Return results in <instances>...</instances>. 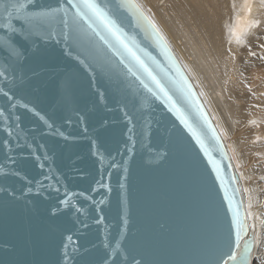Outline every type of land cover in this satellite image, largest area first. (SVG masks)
Instances as JSON below:
<instances>
[{
    "label": "water",
    "instance_id": "water-1",
    "mask_svg": "<svg viewBox=\"0 0 264 264\" xmlns=\"http://www.w3.org/2000/svg\"><path fill=\"white\" fill-rule=\"evenodd\" d=\"M95 3L147 71L70 0L28 6L60 9L50 34L0 26L16 49L0 40V264H234L230 245L251 264L239 176L189 75L136 0Z\"/></svg>",
    "mask_w": 264,
    "mask_h": 264
},
{
    "label": "bare ground",
    "instance_id": "bare-ground-1",
    "mask_svg": "<svg viewBox=\"0 0 264 264\" xmlns=\"http://www.w3.org/2000/svg\"><path fill=\"white\" fill-rule=\"evenodd\" d=\"M137 1L225 139L255 239L251 264H264V0Z\"/></svg>",
    "mask_w": 264,
    "mask_h": 264
},
{
    "label": "snow or ice",
    "instance_id": "snow-or-ice-1",
    "mask_svg": "<svg viewBox=\"0 0 264 264\" xmlns=\"http://www.w3.org/2000/svg\"><path fill=\"white\" fill-rule=\"evenodd\" d=\"M70 2L73 3V6L76 8L77 14L88 20L90 23L94 22L93 17L96 20H99L100 23L103 24V26L108 30V32L111 33L113 37H115L116 41H118L119 44L127 49V51L131 53V55H133L136 60L141 63L142 66H144L143 61H141L140 58L136 56L135 52L132 51V49L123 39L121 31L116 25V22L106 15V13L99 7V5L95 3V0H78V2H75V0H70ZM33 3L34 0H0V20H6V23H3L0 26L9 29L10 32H20L21 34H23L25 29L16 28L13 25V19L18 18L23 21L24 25L27 26L29 35L32 34L33 30H35L38 34H50L44 33L42 30L45 28V26L50 27L54 14L60 9H42L40 11H28V6L32 5ZM89 13H91V15H89ZM64 23L65 26H67V21H64ZM0 40H3L8 48L12 50L14 54H16L15 45L12 44L10 38L5 39L4 37H0ZM144 67L147 71V67ZM149 75H151V72H149ZM152 79L156 80L155 76H153ZM156 82L157 84H159V81ZM161 91H164V89L161 88ZM164 94L167 96V92H165ZM168 98L169 100H171V97ZM242 231L246 232V228L242 226L239 221H237V230L235 234V247L237 249L239 248V240ZM247 251V245L246 248L240 250L239 253L233 250L230 245L229 260L233 261L234 264H247ZM224 264H228V262L225 261Z\"/></svg>",
    "mask_w": 264,
    "mask_h": 264
},
{
    "label": "rangeland",
    "instance_id": "rangeland-1",
    "mask_svg": "<svg viewBox=\"0 0 264 264\" xmlns=\"http://www.w3.org/2000/svg\"><path fill=\"white\" fill-rule=\"evenodd\" d=\"M137 1V0H136ZM137 3L139 4V6L144 10V12L147 14V16L150 18V20L153 22V24L156 26V28L159 30V32L163 35V33L160 31V29L157 27V25L154 23V21L151 19V17L148 15V13L145 11V9L141 6V4L137 1ZM163 37L166 39V37L163 35ZM166 41H167V39H166ZM168 42V41H167ZM168 44L170 45V43L168 42ZM170 47L172 48V46L170 45ZM172 50H173V48H172ZM173 52L175 53V51L173 50ZM175 55L177 56V54L175 53ZM177 58H179L178 56H177ZM180 61V60H179ZM181 62V61H180ZM181 64H182V62H181ZM183 65V64H182ZM184 67V66H183ZM186 70V69H185ZM187 72V71H186ZM188 74V73H187ZM189 75V74H188ZM189 77L191 78V76L189 75ZM191 81L193 82V80H192V78H191ZM193 84L195 85V88L197 89V91H198V88H197V86H196V84H195V82H193ZM199 95H200V93H199ZM201 97V96H200ZM201 99L203 100V98L201 97ZM203 102H204V100H203ZM204 104H205V106H206V108H207V105H206V103L204 102ZM207 110H208V112H209V109L207 108ZM209 114H210V116H211V118H212V120H213V117H212V115H211V113L209 112ZM214 121V120H213ZM214 123H215V121H214ZM215 125H216V123H215ZM216 127H217V129H218V131H219V133H220V135H221V137H222V139H223V141H224V143H225V146H227L226 145V142H225V139H224V137L222 136V134H221V132H220V130H219V128H218V126L216 125ZM261 140H264V138H262Z\"/></svg>",
    "mask_w": 264,
    "mask_h": 264
}]
</instances>
